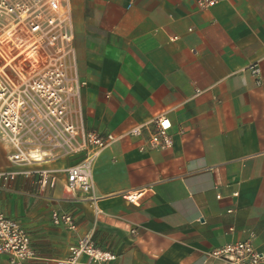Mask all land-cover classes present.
I'll return each instance as SVG.
<instances>
[{
  "label": "crops",
  "instance_id": "0c3cea01",
  "mask_svg": "<svg viewBox=\"0 0 264 264\" xmlns=\"http://www.w3.org/2000/svg\"><path fill=\"white\" fill-rule=\"evenodd\" d=\"M70 5L81 121L115 141L92 161L84 194L69 191L65 172L82 154L43 162L58 172L54 188L40 187L34 167L9 161L0 140V170L16 173L0 181V211L30 234L25 264H69L85 235L117 255L113 264H224L208 251L244 240L264 257V0ZM160 114L171 148L141 151L148 131H128ZM141 189L135 204L125 199ZM52 211L75 228L54 225ZM73 264L91 263L81 255Z\"/></svg>",
  "mask_w": 264,
  "mask_h": 264
},
{
  "label": "built area",
  "instance_id": "2783aa9c",
  "mask_svg": "<svg viewBox=\"0 0 264 264\" xmlns=\"http://www.w3.org/2000/svg\"><path fill=\"white\" fill-rule=\"evenodd\" d=\"M207 9L221 0H193ZM73 24L70 0H0V134L8 146V160L41 164L46 160L83 155L69 166V191L91 193L92 161L115 137L86 131L80 116L81 89L85 82L74 70ZM253 73L258 69L250 67ZM171 122L157 115L150 123L132 127L127 135L148 131L144 150L171 148ZM54 169L38 168L40 187L54 188ZM16 173L0 170V181H14ZM143 189L129 191L125 199L135 204ZM237 195V193H234ZM220 198V195H217ZM54 225L75 228L70 214L51 212ZM0 254L9 264H25L33 258L30 234L15 219L0 211ZM86 255L91 264H113L117 255L94 245L85 235L69 248V264ZM263 254L249 240L226 243L208 251L206 260L224 264H260Z\"/></svg>",
  "mask_w": 264,
  "mask_h": 264
},
{
  "label": "rangeland",
  "instance_id": "374dc122",
  "mask_svg": "<svg viewBox=\"0 0 264 264\" xmlns=\"http://www.w3.org/2000/svg\"><path fill=\"white\" fill-rule=\"evenodd\" d=\"M0 140H1V142L4 144V146L8 149V146L6 145V142L4 141V139L2 138V136H1V134H0ZM8 152H9V149H8ZM66 158V157H65ZM60 159V158H59ZM53 160V159H52ZM30 166H32V167H34V169H38V168H44V167H46V164L44 165H42V163L41 164H29ZM48 168V167H47ZM49 169H51V168H49ZM55 170V169H54ZM56 172H58V171H55V173Z\"/></svg>",
  "mask_w": 264,
  "mask_h": 264
}]
</instances>
